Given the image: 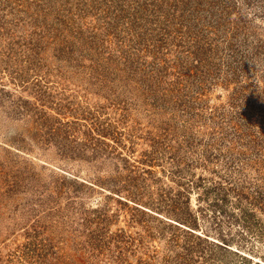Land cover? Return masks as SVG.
I'll return each instance as SVG.
<instances>
[{
  "label": "trees",
  "instance_id": "1",
  "mask_svg": "<svg viewBox=\"0 0 264 264\" xmlns=\"http://www.w3.org/2000/svg\"><path fill=\"white\" fill-rule=\"evenodd\" d=\"M235 4L0 0L2 72L10 68V79L19 83H27L30 73L42 95V87L54 84L44 57L52 49L53 77H62V67L85 73L83 97L92 90L120 110L117 119L101 118L100 110L90 113L94 138L88 142L93 141L95 154L106 149L102 145L111 146L106 138L114 145L124 144V138L134 143L135 134L119 130L132 115L133 101L153 118L156 131L148 133L151 149L141 162H168L178 186L169 215L188 227L177 226L166 237L164 264H249L252 258L241 251L253 253L255 243L264 240V102L245 96L240 83L249 74L246 62L264 52L242 50L246 21L240 19V25L227 11ZM217 82L233 83L232 97L209 108L203 97ZM168 111L170 117L157 124ZM198 166L209 176L190 173ZM191 190L198 191L195 210L190 209ZM204 217L216 225L218 241L209 240L204 229L205 236L191 231ZM232 225L239 231L232 233Z\"/></svg>",
  "mask_w": 264,
  "mask_h": 264
},
{
  "label": "rangeland",
  "instance_id": "2",
  "mask_svg": "<svg viewBox=\"0 0 264 264\" xmlns=\"http://www.w3.org/2000/svg\"><path fill=\"white\" fill-rule=\"evenodd\" d=\"M227 1L236 3L227 8L230 18L240 25V19L246 21L244 53L264 52V0ZM44 57L54 84L42 87V95L30 73L27 83H19L10 79V68L0 69V264H164L166 237L177 226L188 227L169 215L178 186L168 162H141L151 149L148 133L156 131L153 118L133 101L132 115L119 130L135 134L134 143L124 138V144L114 145L106 138L111 146L102 145L106 149L95 154L93 141L88 142L94 138L90 113L100 110L101 118L117 119L120 110L92 90L83 97L85 73L62 67V77H53V50ZM245 65L249 74L240 82L245 96L264 102V55ZM233 89V83L217 82L203 99L212 108L227 103ZM190 173L209 176L199 166ZM197 192L190 191L193 210ZM199 227L191 231L218 241L212 220L200 219ZM221 227L228 231L227 224ZM255 246L253 253L241 252L252 258L249 264H264V240Z\"/></svg>",
  "mask_w": 264,
  "mask_h": 264
}]
</instances>
